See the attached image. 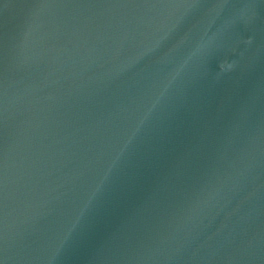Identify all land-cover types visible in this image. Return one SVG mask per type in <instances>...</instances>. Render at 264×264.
<instances>
[{
    "label": "water",
    "instance_id": "95a60500",
    "mask_svg": "<svg viewBox=\"0 0 264 264\" xmlns=\"http://www.w3.org/2000/svg\"><path fill=\"white\" fill-rule=\"evenodd\" d=\"M0 264H264V0H0Z\"/></svg>",
    "mask_w": 264,
    "mask_h": 264
}]
</instances>
